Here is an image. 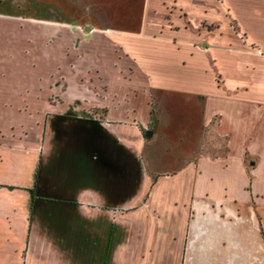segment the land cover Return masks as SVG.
Listing matches in <instances>:
<instances>
[{"label": "crops", "instance_id": "obj_1", "mask_svg": "<svg viewBox=\"0 0 264 264\" xmlns=\"http://www.w3.org/2000/svg\"><path fill=\"white\" fill-rule=\"evenodd\" d=\"M14 17L0 264H264V0H142L133 26Z\"/></svg>", "mask_w": 264, "mask_h": 264}, {"label": "rangeland", "instance_id": "obj_2", "mask_svg": "<svg viewBox=\"0 0 264 264\" xmlns=\"http://www.w3.org/2000/svg\"><path fill=\"white\" fill-rule=\"evenodd\" d=\"M141 6L142 0H0V12L15 15L14 19L19 16H34L82 24L92 22L102 26L136 25ZM71 27L73 28V25ZM236 29L240 31L238 27ZM167 105L169 117L173 118V122L180 127L185 115L184 100L169 98ZM165 166L159 164L158 167L163 169ZM21 255L25 256L24 249ZM20 262L24 264V258L14 264Z\"/></svg>", "mask_w": 264, "mask_h": 264}, {"label": "flooded vegetation", "instance_id": "obj_3", "mask_svg": "<svg viewBox=\"0 0 264 264\" xmlns=\"http://www.w3.org/2000/svg\"><path fill=\"white\" fill-rule=\"evenodd\" d=\"M45 181L47 183L48 182L49 183H52L51 178H47V179L45 178ZM72 191L73 190H60L58 188L57 189L50 190L47 187H45V190H41V193L52 194V195L57 196V198L48 199V200H42V202L44 204H52V205H55L57 203H71V202H73V197L71 196L72 195ZM55 214L57 215V212ZM56 215L55 216H53V215L52 216H47V217H48V222L50 223L49 226H52V225L55 226V230L58 231L59 228L56 227V224H58L57 221H58V218L59 217L56 216Z\"/></svg>", "mask_w": 264, "mask_h": 264}, {"label": "water", "instance_id": "obj_4", "mask_svg": "<svg viewBox=\"0 0 264 264\" xmlns=\"http://www.w3.org/2000/svg\"><path fill=\"white\" fill-rule=\"evenodd\" d=\"M91 120H96V119L91 118ZM96 131H97V129L95 130V132H96ZM150 133H151V130L148 129V130L146 131V134L149 135ZM37 195H38V196H37L35 199L40 198L41 200H48V199L57 198V196L52 195V194L37 193Z\"/></svg>", "mask_w": 264, "mask_h": 264}, {"label": "trees", "instance_id": "obj_5", "mask_svg": "<svg viewBox=\"0 0 264 264\" xmlns=\"http://www.w3.org/2000/svg\"><path fill=\"white\" fill-rule=\"evenodd\" d=\"M18 264H22V262L18 263Z\"/></svg>", "mask_w": 264, "mask_h": 264}]
</instances>
